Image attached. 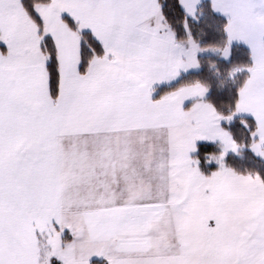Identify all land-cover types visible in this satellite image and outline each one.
I'll use <instances>...</instances> for the list:
<instances>
[{
  "label": "snow or ice",
  "instance_id": "6c2138e0",
  "mask_svg": "<svg viewBox=\"0 0 264 264\" xmlns=\"http://www.w3.org/2000/svg\"><path fill=\"white\" fill-rule=\"evenodd\" d=\"M0 264H264V0H0Z\"/></svg>",
  "mask_w": 264,
  "mask_h": 264
}]
</instances>
